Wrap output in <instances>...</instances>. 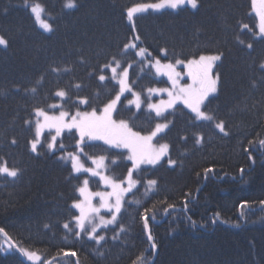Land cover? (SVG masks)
Masks as SVG:
<instances>
[{"label":"trees","instance_id":"obj_1","mask_svg":"<svg viewBox=\"0 0 264 264\" xmlns=\"http://www.w3.org/2000/svg\"><path fill=\"white\" fill-rule=\"evenodd\" d=\"M158 2L73 0L76 7L67 8L68 0H0V37L6 41L0 45V164L6 162L18 172L15 178L0 174V228L7 233H0V264H32L19 249L35 252L38 264H264V39L256 37L259 21L252 13L253 6L264 10V0H197L196 9L149 8L128 20V7ZM32 4L40 5L51 32L37 26ZM137 34L139 47L152 53L145 59L186 62L221 55L213 69L219 76L218 92L202 109L214 116L212 122L196 121L181 105L167 112L166 119L146 110V91L168 84L135 57V49L122 52ZM113 56L122 68L131 65L129 80L135 81L133 91L141 93L144 103L135 110L127 105L131 95L124 96L114 119L129 122L142 135L159 121H171L153 141L168 144L169 151L157 165L134 172L138 183L124 197L116 224L97 231L105 237L97 244L84 235L77 239L72 219L78 214L71 205L80 199L77 188L87 175L72 173L70 163L58 159L66 152L77 153L75 129L63 134L65 148L53 152L46 149V135L35 154L28 141L35 138L36 108L73 114L92 110L88 105L73 107L79 98L101 108L113 98L115 81L98 80L100 74L110 77V70L101 72V67ZM185 73V81L191 82ZM58 90L68 95L62 100L55 96ZM53 104L61 107L50 108ZM221 121L228 135L215 128ZM83 147L84 153H78L83 160L106 156V175L123 180L128 174L126 151L111 149L110 154L102 141ZM169 160L175 164L170 166ZM206 168L213 171L205 173ZM148 180L157 183L149 189ZM89 181L91 189H105L98 179ZM242 201L249 202L243 209ZM168 204L174 208L165 214ZM145 209H154L147 213L154 241L148 240L140 218Z\"/></svg>","mask_w":264,"mask_h":264},{"label":"snow or ice","instance_id":"obj_2","mask_svg":"<svg viewBox=\"0 0 264 264\" xmlns=\"http://www.w3.org/2000/svg\"><path fill=\"white\" fill-rule=\"evenodd\" d=\"M256 0H253L255 4ZM189 5L192 9L198 7L197 0H159L158 3L153 4H139L126 9V15L129 21L133 20L134 14L146 12L149 8L154 11H159L165 7H169L172 10H176L179 7ZM39 5L34 6L31 11L37 13ZM67 8H74L76 5L73 0H68L66 4ZM39 18V17H38ZM261 23L259 27V33L264 36V15L260 17ZM41 26L46 32H51L52 27L49 23L41 21ZM243 28H248V25H243ZM132 31L135 33L137 30L135 25L132 26ZM141 37L137 34L135 35L129 43L123 45L122 52L124 54L129 53L130 50L137 49L134 55L135 57L142 58V63L145 67L151 66L155 69L157 75L167 76L168 81H170L172 87L169 88H149L147 91L149 93L147 103V109L155 113L157 118H165L164 113L168 109H173L174 106L179 102L184 105L191 113L195 115L196 121H207L212 122L215 118L213 115L208 114L206 111L202 110L206 105L205 102L210 96L218 92L219 76L215 78L212 75L215 62L221 60V55H201L199 59L188 60L186 63L181 59H177L175 64L166 63L162 64L160 59H155L154 63L151 59H145L151 57L152 53L146 47H139V42ZM242 43V42H241ZM0 45H6V41L0 37ZM248 49L251 50L253 45L249 43L247 45ZM165 50L161 49V53ZM113 64L115 66H113ZM183 64L187 69V77L190 79L191 83L181 84V73L176 71V65ZM122 68L121 61L116 59L115 56L112 57L111 63H105L101 67V72L110 70L111 77H106L104 74L98 76L99 82L102 84L107 81H115L118 85V91L116 95L109 99L103 104V107L92 106L91 99L89 98H79L78 104L73 102L72 106L79 108V105H88L92 107L91 111H81L77 110L74 115L71 116L69 120L65 118L69 116V111L61 110L59 115H49L47 111L36 108L35 116L37 118H42V120L37 119L35 128V138L29 140L31 153L35 154L38 150V145H41V136L44 129H54L55 135L51 136V140L47 143V149L49 152H53L57 148V137L61 136L62 131L68 130L72 134V130L75 129V134L78 135L79 139L76 141L77 153H84V145L91 141H102L104 145L108 148L105 151L110 153L111 149H126L128 155L124 157L128 161H131V167L128 170V176L126 178L128 187H122V182L115 178H111L104 175L100 169L105 167L104 161L106 156L89 157L92 161L94 167H85L80 160L78 154L66 153L58 157L62 161H71V172L72 173H88L90 177H99V180L106 185L111 191H100L91 192L89 190V179L85 178L83 180L82 186L77 188L80 199L73 201L71 208L79 211V215H74L72 219L76 222V228L79 231L75 232L77 239L82 238V233H85L90 240H95L97 244L105 239L104 235L97 234L98 229H107L110 225H115L118 219V215L122 211L124 195L135 188L138 183L137 180L133 179V174L137 169H140L141 165H157L161 159L168 155L169 145L160 144L158 147L153 143L154 138H157L159 134H162L169 128L171 121L166 123H156L155 128L147 135H142L140 131H134L130 126L129 122L125 120L113 119V113H118V104L122 103L121 98L126 92L131 93L132 99L127 100L128 105H134L136 109H140L142 105L141 93L133 91L132 85L135 81L130 82L129 80V68ZM260 70L264 71V63L260 65ZM53 72H57L58 69L53 68ZM91 75V74H90ZM80 88V85H76ZM35 91V89H33ZM161 93H166L168 96L167 100H160L158 103H151V94L159 95ZM68 94L64 90H58L55 93L56 97L62 100ZM126 98V97H125ZM50 108H59L61 105L53 104L49 106ZM130 110V109H129ZM166 119V118H165ZM26 123H29L26 121ZM215 128L219 130L220 133L228 135L226 132L225 123L223 121L216 123ZM13 144L16 143L15 140L12 141ZM196 143H201V138L197 137ZM251 144V141L249 142ZM261 146H264V140L260 141ZM59 148H65V145L61 142L59 143ZM248 151V149H245ZM54 154V153H53ZM111 154V153H110ZM118 156H123V153H117ZM252 159V156H249ZM113 164L116 160L112 161ZM169 165L175 164V161L169 160ZM205 173L212 172V168H206ZM244 170L241 169V172ZM0 174H6L8 177L15 178L18 174L17 170L10 169L5 162L0 164ZM242 178V177H241ZM156 180H148L147 184L149 189L156 185ZM187 196V194H185ZM99 198V206H94L93 198ZM110 198H114V203L110 202ZM188 201H185V208H187ZM247 201H242L239 205L240 208H245L248 206ZM261 205H264V200L260 201ZM174 205L168 204L164 209L165 214L169 213L170 209H173ZM101 209H104L110 213V218H106L100 215ZM154 209H145L144 213L141 215V220L144 223V229L148 233V240L154 241V238L149 229V219L147 215L148 212ZM243 215V214H242ZM95 217V219H93ZM154 219V217H151ZM219 220V215L212 220V224L215 225ZM87 222V227H86ZM65 229H69V223L63 225ZM239 227V225H235ZM90 228V230H89ZM123 226H121V231H123ZM0 233H5L3 228H0ZM10 247H16V245H10ZM157 245L155 242L151 244V249L155 251ZM21 255L27 257L29 261L39 260L40 257L35 252H30L25 249H19ZM66 255L69 253H65ZM72 256L76 255L75 251L70 253ZM133 264H136L134 261ZM147 264V261H144Z\"/></svg>","mask_w":264,"mask_h":264},{"label":"rangeland","instance_id":"obj_3","mask_svg":"<svg viewBox=\"0 0 264 264\" xmlns=\"http://www.w3.org/2000/svg\"><path fill=\"white\" fill-rule=\"evenodd\" d=\"M38 4H32L31 5V7H30V12H31V14L33 15V17H34V19H35V21H36V23H37V26L40 28V29H42L43 31H44V29L42 28V26H41V21H43V22H46L45 20H44V18H43V14H42V10H41V7H39V9H38V11H37V13H33L32 11H31V9L34 7V6H37ZM40 6V5H39ZM184 6H188V7H190L189 5H187V4H185ZM184 6H182V7H184ZM166 9H171V8H169V7H165ZM180 8V7H179ZM190 9H192L191 7H190ZM252 13L257 17V19H258V24H257V34H256V37H260V38H263L264 39V36H261L260 35V33H259V27H260V23H261V19H260V17L262 16V15H264V10L262 9V7H259V6H253V8H252ZM39 17V18H38ZM138 50V48L137 49H135V51H137ZM210 56V55H209ZM155 59H158V58H154V59H152V61H153V63H154V61H155ZM187 62V61H186ZM185 62V63H186ZM217 62V61H216ZM215 62V63H216ZM161 63L162 64H166V63H172V64H175V62H168V61H161ZM113 66H115V65H113ZM125 67H128V66H125ZM148 67H150L151 68V70H152V72L154 73V75L156 76V77H158V78H163V79H165L166 81H167V86H165V87H161V88H171L172 87V85H171V83H170V81H168V78H167V76H164V75H157L156 74V72H155V69L154 68H152L150 65L149 66H147V68ZM122 69L123 68H121L120 69V71H122ZM187 69L184 67V65L183 64H181V65H176V71H178V72H180L181 73V80H180V83L181 84H188V83H191V82H186L185 80H186V73H185V71H186ZM212 75H213V77L215 78L216 76L213 74V72H212ZM110 77H111V72H110ZM155 88H160V87H155ZM126 95H131V93H128V92H126L125 94H124V96H126ZM213 95H215V94H213ZM212 95V96H213ZM123 96V97H124ZM212 96H210V97H212ZM122 97V98H123ZM148 97H149V93H148V91H146V99H147V101L149 102V100H148ZM209 97V98H210ZM121 98V99H122ZM130 99H132V95H131V97H130ZM154 99H156V100H154ZM168 99V96H167V94L166 93H161V94H159V95H156V94H151V103H158L160 100H167ZM141 100H142V105H141V108H142V106L144 105V103H143V99H142V96H141ZM206 103V102H205ZM128 105V104H127ZM177 105H181V106H183L184 107V105L182 104V103H177L175 106H177ZM128 106H130V107H132L133 109H135V110H138V109H136L135 108V106L134 105H128ZM174 106V107H175ZM140 108V109H141ZM145 108H146V110H148L147 109V104H145ZM187 109V108H186ZM172 109H168V110H166L165 111V113H164V115L167 113V112H169V111H171ZM188 110V109H187ZM148 111H150V110H148ZM151 112V111H150ZM76 113V112H75ZM75 113H73V114H70L69 113V116L68 117H66L65 119L66 120H69L70 118H71V116L72 115H74ZM115 113V112H114ZM114 113H113V119H114ZM154 115H155V113L154 112H152ZM49 115H59V112L57 113V114H49ZM38 119H40V120H42V118H38ZM36 122H37V120L35 121V123H34V135H35V128H36ZM159 123H166V122H163V121H159ZM65 132H68V130H64V131H62V133H61V136L60 137H57V148L56 149H54L53 151H55V150H58V149H60L59 148V143H61L62 141V136H63V134L65 133ZM45 135H46V137H45ZM52 135H55V130L54 129H44V131H43V133H42V136H41V143L44 141V137H45V146H46V149H47V143L51 140V136ZM98 142H100V141H98ZM157 147L159 146V145H156ZM48 150V149H47ZM119 150H123V151H126L127 152V150L126 149H119ZM66 153H72V152H66ZM65 153V154H66ZM64 154V155H65ZM73 154H78V153H73ZM79 155V154H78ZM127 155H128V153H127ZM80 156V155H79ZM90 156H88V157H86L85 158V160H83V158L80 156V160H81V162L84 164V166L85 167H94V165L92 164V161H91V159L89 158ZM166 157V156H165ZM164 158V157H163ZM162 158V159H163ZM161 159V160H162ZM67 162H69L70 163V165H71V161L70 160H68ZM131 162V161H130ZM131 167V166H130ZM141 167H153L152 165H141ZM140 167V168H141ZM138 170V169H137ZM100 171H102V173L104 174V175H106V173H105V171L103 170V169H100ZM83 173V172H82ZM83 174H86L87 175V177L86 178H88V179H90V176H89V174L88 173H83ZM107 176H109L108 174H107ZM127 176H128V174L125 176V178L123 179V180H118V181H120V182H122V183H125V182H127V180H126V178H127ZM110 177V176H109ZM93 178H96V179H98L99 180V177H93ZM100 181V180H99ZM100 183V186H102V187H104V184L100 181L99 182ZM102 184V185H101ZM89 187V186H88ZM125 187H128V184H127V186H125ZM105 189L104 190H102V189H91L90 187H89V190L91 191V192H100V191H105V192H107V191H111V189L110 188H108L106 185H105V187H104ZM134 189V188H133ZM132 189V190H133ZM131 190V191H132ZM127 195V193H125V195H124V197ZM110 202H112V203H114V198H110ZM99 203H100V201H99V198L98 197H94L93 198V204H94V206H99ZM77 211V214L79 215V211L78 210H76ZM100 215H103V216H105L106 218H110V213H108L107 211H105L104 209H101V211H100ZM93 219H95V217H93ZM76 223V222H75ZM111 226V225H110ZM86 227H87V222H86ZM78 229V228H77ZM89 230H90V228H89ZM99 230V229H98ZM97 230V231H98ZM78 231H79V229H78ZM82 235H84L86 238H88V236L85 234V233H82ZM89 239V238H88ZM26 259H27V257H26ZM28 260V259H27ZM29 261V260H28ZM29 263H32V264H38L39 263V260H33V261H29Z\"/></svg>","mask_w":264,"mask_h":264}]
</instances>
